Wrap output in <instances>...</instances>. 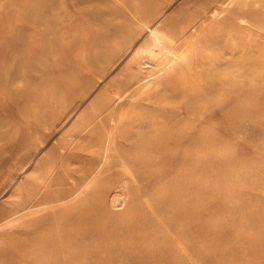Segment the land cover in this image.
Instances as JSON below:
<instances>
[{
  "label": "rangeland",
  "instance_id": "obj_1",
  "mask_svg": "<svg viewBox=\"0 0 264 264\" xmlns=\"http://www.w3.org/2000/svg\"><path fill=\"white\" fill-rule=\"evenodd\" d=\"M263 42L264 0H0V247L31 248L27 262L8 253L5 264H264ZM48 96L47 123L33 124ZM139 103L153 112L147 126L188 137L139 170L145 178L120 159L124 143L105 154L104 144L69 143L77 125L141 116ZM52 150L96 171L62 202L36 205ZM62 209L94 222L65 242L52 220L32 239L29 223Z\"/></svg>",
  "mask_w": 264,
  "mask_h": 264
},
{
  "label": "bare ground",
  "instance_id": "obj_2",
  "mask_svg": "<svg viewBox=\"0 0 264 264\" xmlns=\"http://www.w3.org/2000/svg\"><path fill=\"white\" fill-rule=\"evenodd\" d=\"M246 6H247V4H246ZM230 7L234 8V6H230ZM237 9H238V7H237ZM230 10H231V8H230ZM230 10L227 9V11H230ZM231 11H233V10H231ZM252 24H254V23H252ZM211 26H213V25H211ZM150 31H151V29H150ZM209 33H210V31H209ZM188 37H190V36H188ZM104 38H106V37H104ZM106 39H104V40H106ZM186 40L187 39H185V41ZM207 44H208V42H207ZM260 45H262V44L260 43ZM177 49H179V48H177ZM193 58H194V56H193ZM145 61H143V62H145ZM133 64H135V62L132 63L131 65H133ZM136 78L137 77H135V78L132 77L131 79L134 80ZM167 80H168L167 77H165L164 79L161 80V82L163 81L162 83L164 84V86H165V83L167 82ZM155 82H157V81H155ZM129 83L130 82H126V81L121 83L115 92L116 95L120 96L123 94L124 91H126V89L128 90L129 86L131 85ZM177 86H179V85H177ZM141 87L142 86H140V88ZM140 88L138 87L137 90H139ZM165 88L166 89L162 88L163 91H161V92H165L166 90H169V89H167L166 86H165ZM171 90H173V92L176 91L175 89H171ZM133 91H135V90H133ZM202 92H203L202 94L205 95L204 91H202ZM197 93H199V92H197ZM42 96H43V93H42ZM48 97H50V96H48ZM161 97L163 99L162 95H161ZM51 98L52 97H50V98L45 97L44 99H42V97H41V99L39 100L40 104H38V107L35 108V111H32V113H31L32 114L31 120H32L33 124L42 125V124L47 123V121H48L47 118L49 116V113L46 112L45 107L50 102ZM144 100H143V102H145ZM164 100H167V99H164ZM95 104H97V101H95ZM125 105H127L126 101L122 100L115 105V108L116 107H124ZM139 105H140L141 116L137 115V116H139L137 118L132 119L130 117V113L126 112V114H124L123 116H118V114H112L110 121L106 120V118L104 117L102 120V122H103L102 125H97V124H93L92 122H87L85 125H81V126L77 125V126L73 127L72 130L71 131L69 130L70 132L68 131L66 134L67 137L70 138L69 143L72 144V143H74V141H79L82 143H86V145H89V147H93L94 149H99L104 144L105 145L104 154L106 152H108L109 150L111 151V149L113 150V148H116L117 146H115V145L124 143V144H126L125 146H126L127 150L123 151V154L120 156L121 157L120 159L122 161H124L127 165L130 166V168H129L130 172L129 173H132V175L137 180L145 178L146 176L144 175V173H142L143 171L140 173L139 170L141 171L142 169L146 168L147 165L149 164L148 162L152 161L153 159L158 160V161H156V162H158V164L160 162L163 163L166 160L165 155H167V153L168 154L176 153L180 149V147L183 146L184 143H187L186 139H188V137H187V132H185L182 129V126L178 127V128H176V127L173 128V127H170V126L165 125V124H163V125L162 124H154L150 127L147 126L145 124L146 116L147 115L153 116V112L150 113V112L146 111V108L143 107V106H145V103L144 104L139 103ZM42 106H43V109H40ZM153 110L155 111V113L161 114V112H162L163 115L167 114V113H165L166 111H164L160 108H156ZM100 112H101V110L96 113V116H105V115L101 114ZM168 112H170V111H168ZM135 114H137V113H135ZM92 117L93 116L90 115L89 118H92ZM189 136H190L189 140L192 144L189 147H191V149H193L194 146H197V144H195V142H197V140L194 139L193 132H192V134L190 133ZM119 147H120V145H119ZM60 148H65V146L60 147ZM84 148L85 147H80V148L79 147L78 148L73 147L72 150L81 151ZM78 154L79 153L70 154V155H68V159L65 160V159L61 158V157H63V155H61L60 153L58 154L55 150L48 152V155L53 157L52 162L49 166L50 167L49 172L51 174L45 178H41L42 183L39 187L43 186L44 189L41 192H39L40 188L37 189L38 192L35 195H38V197L34 201V204L42 205V204H45L48 202H56V203L58 201L62 202L64 199L69 197V193L72 192V189H81L82 188L84 179L88 175L93 174L94 171H96V167H90V165H89L87 168H84V167H81V165H79V164H78L77 168L74 167L73 163L78 161L77 160ZM194 161H195L194 165L198 166L199 165L198 162L196 163L197 160L195 159ZM91 162H93V161H91ZM156 162H154V163L156 164ZM42 163H44V161ZM100 166H102V165H100ZM190 180H191L190 181L191 182L190 186H191L194 179L193 180L190 179ZM28 197L29 196H27L25 194L23 200L27 199ZM30 201H32V198L29 200L28 204L30 203ZM26 206H27V204H24V202H21L20 204L17 205V207H21V209H24ZM181 211H183V210H181V207H176V209H175V213H177L176 215L180 216ZM63 213H64V209L59 210L57 213L54 212L52 216H47V215L42 216V217L39 216V217H37V220L34 219L37 222H34V220L32 222L29 221L30 222L29 226L33 227V228L28 229V234L30 236H32V239H36V238L38 239L40 236L43 235V233L46 232L45 230L48 229V226L53 224V223H51L52 220L53 221L55 220L57 222V224L59 225V227H60V225L65 227L64 231L66 232V234H65L66 236L65 235L63 236V241L66 242L65 239L68 236L71 237V236H74L76 234H80L79 231L75 232L73 230L77 229L79 227V225H81V223H82L81 226L85 225V223L92 224L91 222L94 220V214L93 213H86V212L78 213L77 215H75L72 218H69V217L66 218V216L63 215ZM178 218H180V217H172V219L170 221L171 225L175 224V222L177 221ZM67 219H68V221H70L72 219V222L69 223L68 221H66ZM39 220H40V222H42L41 227H39L40 225H38ZM170 222L167 221V223H170ZM35 224H37V225H35ZM70 226H72V227H70ZM6 230H9V229H3V232L6 233ZM3 232L0 233V236L5 234ZM11 233H12V231H9V235ZM7 236H8V234H7ZM5 242H7V245L10 247V251L8 252V253H11L10 255H12L14 258H16V257L19 258L21 256V260L22 261L26 260L25 262H27V259L29 257L26 258V253L31 250L30 247L26 246V247H28V249L22 250L23 243L22 244H20L19 242L16 243V241H14V239H7ZM4 252L5 251L3 249H1V247H0V264H5V262H6L5 258L8 257V253L3 255ZM8 260H9V262L15 261L13 259H8Z\"/></svg>",
  "mask_w": 264,
  "mask_h": 264
}]
</instances>
